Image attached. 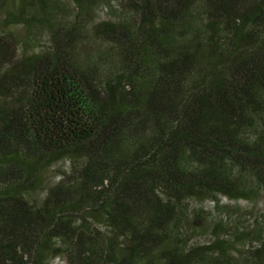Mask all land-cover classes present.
Instances as JSON below:
<instances>
[{
	"label": "trees",
	"instance_id": "trees-1",
	"mask_svg": "<svg viewBox=\"0 0 264 264\" xmlns=\"http://www.w3.org/2000/svg\"><path fill=\"white\" fill-rule=\"evenodd\" d=\"M0 13V264H264V0Z\"/></svg>",
	"mask_w": 264,
	"mask_h": 264
},
{
	"label": "rangeland",
	"instance_id": "rangeland-1",
	"mask_svg": "<svg viewBox=\"0 0 264 264\" xmlns=\"http://www.w3.org/2000/svg\"><path fill=\"white\" fill-rule=\"evenodd\" d=\"M2 19H3V14L0 13V29H2V23H1ZM16 24H19V23H16ZM10 25L11 24H9L5 27L12 29L13 33L18 38H27L30 41V45L32 47V50L39 49L45 45L44 39H42L38 36V33L36 32V30H32L31 33L30 32L28 33L25 30V28L20 26V25H14V26H10ZM17 47H19V46L17 45ZM255 206L258 208V210L264 211V195H261L260 197H258L253 202H248V204H245L243 201H240L239 205L236 206V208H235L237 210L236 213H240L241 211H245V210L249 211L250 208H251V212H253ZM255 211H256V209H255Z\"/></svg>",
	"mask_w": 264,
	"mask_h": 264
}]
</instances>
